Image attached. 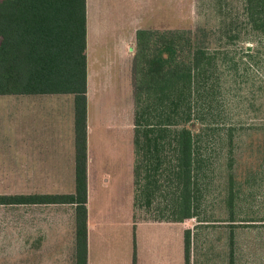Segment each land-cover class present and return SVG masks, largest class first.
Listing matches in <instances>:
<instances>
[{"label": "rangeland", "instance_id": "374dc122", "mask_svg": "<svg viewBox=\"0 0 264 264\" xmlns=\"http://www.w3.org/2000/svg\"><path fill=\"white\" fill-rule=\"evenodd\" d=\"M244 2L170 0L168 22L158 30L161 34L189 33L195 46L216 51L219 68L221 95L216 97L215 118L209 116L208 130L196 129L203 137L200 155L206 161L203 182L198 178L200 186L204 185L202 197L193 204L194 218L176 222L189 232V264H228L231 239L235 264H264V32L253 31L247 25ZM95 44L93 58L89 61V54L87 57V156L91 171L88 214L92 222L103 218L105 206L108 213L120 211L117 220L124 222L129 213L125 212L131 209L126 183L133 157L131 62L116 54L114 71L105 70L107 48L100 41ZM65 96L68 103L72 101L71 95ZM17 98L0 96L2 127L6 124L16 130L18 104L3 105ZM49 109L50 104H44L40 113H49ZM228 126L235 129L231 149L225 142ZM12 166V177H0V195L20 194L31 187L18 182L16 157ZM3 168L0 171L6 172ZM137 209V221L168 218L174 212L161 199L150 209ZM35 214L32 207L0 205V264L74 263V243L73 247L68 242L63 247L41 248L38 253L32 244L26 246L25 236L34 229L41 230L40 218ZM177 228L171 227L169 232L171 258L177 251L173 231Z\"/></svg>", "mask_w": 264, "mask_h": 264}, {"label": "trees", "instance_id": "16d2710c", "mask_svg": "<svg viewBox=\"0 0 264 264\" xmlns=\"http://www.w3.org/2000/svg\"><path fill=\"white\" fill-rule=\"evenodd\" d=\"M246 23L264 32V0H244ZM226 55V54H225ZM217 53L195 46L189 33L139 31L132 64L134 205L156 200L170 217L194 218L202 197L203 137L221 95ZM74 96V193L0 195V205H74V264H87L85 0H0V96ZM211 118L212 121H214ZM235 129L228 126L231 149ZM169 207V206H168ZM228 264L234 263L233 239ZM185 232V264L190 263Z\"/></svg>", "mask_w": 264, "mask_h": 264}, {"label": "crops", "instance_id": "0c3cea01", "mask_svg": "<svg viewBox=\"0 0 264 264\" xmlns=\"http://www.w3.org/2000/svg\"><path fill=\"white\" fill-rule=\"evenodd\" d=\"M170 16V0H85V60H86V111L90 94L89 61L93 57L96 41L106 47L105 70L114 71L115 55L125 56L132 71L139 31H158L164 28ZM92 61V60H91ZM132 78V76H131ZM63 95H12L17 96L5 105L18 104L16 130L0 124L1 176H13L12 160L16 157L18 182L31 185L16 195H72L74 193V96L72 101ZM6 96V95H4ZM50 104V112L43 111ZM45 116V119L42 117ZM8 129V130H7ZM86 114V176H87V264H185V227L167 220L137 221L134 205L133 165L128 166L131 209L124 222L118 221L120 211H102L103 218L91 221L88 214L90 166L87 156ZM16 153V154H13ZM6 161V162H5ZM4 162V164H3ZM106 183H103V186ZM41 186V187H40ZM55 187V188H54ZM32 207L40 218L41 230L25 236L26 246L36 249L73 247L74 205H18ZM113 215V218H108ZM105 217V218H104ZM174 229L176 255L170 257L169 232ZM188 231V230H187ZM31 236L32 239H31ZM69 263V262H68ZM70 264H74L72 260Z\"/></svg>", "mask_w": 264, "mask_h": 264}]
</instances>
